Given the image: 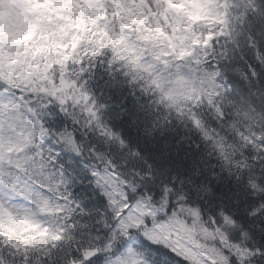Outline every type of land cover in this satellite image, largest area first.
<instances>
[{
    "label": "snow or ice",
    "instance_id": "obj_1",
    "mask_svg": "<svg viewBox=\"0 0 264 264\" xmlns=\"http://www.w3.org/2000/svg\"><path fill=\"white\" fill-rule=\"evenodd\" d=\"M0 264H264V0H0Z\"/></svg>",
    "mask_w": 264,
    "mask_h": 264
}]
</instances>
